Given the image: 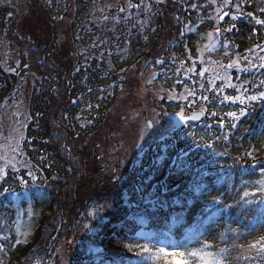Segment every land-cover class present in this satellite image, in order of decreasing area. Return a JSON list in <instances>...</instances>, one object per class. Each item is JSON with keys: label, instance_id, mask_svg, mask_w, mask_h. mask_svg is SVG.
I'll return each mask as SVG.
<instances>
[{"label": "trees", "instance_id": "obj_1", "mask_svg": "<svg viewBox=\"0 0 264 264\" xmlns=\"http://www.w3.org/2000/svg\"><path fill=\"white\" fill-rule=\"evenodd\" d=\"M19 1L21 10L0 5V36L20 61L15 72L0 66V107L19 94L25 98L31 118L23 147L34 171L40 170L35 182L25 171L17 176L10 170L2 178L0 216L13 228L15 206H30L39 215L24 242L15 243L13 235L0 243V264H60L54 252L62 240L71 264L102 258L135 264L131 257L143 255L145 245L155 255L152 236L164 230L170 214L176 215L174 234L181 240L192 219L212 212H219L218 223L187 249L180 246L198 255L183 258L189 264H202L201 255L217 264H264V99L241 115L242 108L226 104L207 81L199 84L196 78L198 96L183 108L185 116L202 113L200 123L166 127L159 138L160 128L146 140L147 150L137 153L141 124L150 111H158L162 124L165 114L180 113L179 103L167 104L166 97L180 95V72L192 61L200 68L199 54L210 33L216 47L205 58L224 66L263 45L264 23L257 21L264 22V0H232L224 10L234 17L222 24L213 14L224 0H148L144 23L134 15L90 23L94 0H66L64 13L56 0ZM81 42L99 48L86 55L77 48ZM244 65L243 71H232V82L251 94L263 92L264 70ZM146 67L155 77L147 87L144 72L139 73ZM234 91L235 86L227 92L233 96ZM229 111L239 119L227 116ZM78 112L91 124L79 127ZM185 153V165L175 168L172 160ZM145 264L174 262L158 254Z\"/></svg>", "mask_w": 264, "mask_h": 264}, {"label": "rangeland", "instance_id": "obj_2", "mask_svg": "<svg viewBox=\"0 0 264 264\" xmlns=\"http://www.w3.org/2000/svg\"><path fill=\"white\" fill-rule=\"evenodd\" d=\"M154 1H161V0H152ZM66 0H56V5L59 6L64 13L66 10L65 6ZM142 5L144 6V12L149 14L150 10V2L148 0H141ZM22 1L19 0H0V5H12L14 8L20 9ZM214 1V5H215ZM124 7L123 15L125 17H132L134 15L137 19L138 23H144V20L141 19V16H145L144 14L140 13L139 5L135 3V0H96L95 5H92L89 8V11L87 13L88 15V22H101L107 21L111 22L112 20H120V15L118 13V9L120 7ZM23 9V8H22ZM234 9L238 10L236 6ZM134 12L132 13L131 11ZM223 10H221L220 6H216L214 8V14L213 18L218 20V17L220 14H222ZM233 16V14H231ZM231 16V17H232ZM214 33H210L207 37V43L205 47L208 50H212L216 45L214 42ZM63 39V37H60ZM0 66L3 68L5 72L11 71L15 72L19 67V57L18 52L10 46V43L2 38L0 36ZM92 45V44H91ZM80 52H82V48L86 50V46L78 47ZM91 48V47H88ZM255 52L251 56L252 61L258 63V65L264 69V44L262 47L258 48L256 47ZM200 60L204 62V53L200 52ZM210 59H207V61ZM242 60L236 59L232 64V66H239L241 64ZM231 66V67H232ZM244 68V66L239 70L241 71ZM230 67H228L226 70L224 68H219L218 65L212 61L207 63V66L204 67L203 71L207 73L208 79H209V85L216 94H221L223 91H226V89H232L234 84L231 83L232 78L230 77ZM203 71H201V76L203 75ZM145 84L152 83L154 80L153 72L152 70L148 72V74L145 76ZM203 77V76H202ZM220 82L221 87L217 88L215 86L216 83ZM256 82L255 84H257ZM224 85V88H223ZM156 86V85H155ZM258 86V85H256ZM217 88V89H216ZM221 89V90H218ZM189 92V90H187ZM255 90H252V93ZM264 92V91H263ZM260 93L262 92H255L253 94H250L246 88H243L241 85L236 86L235 88V97H240L244 100V103L242 104L239 99H230L232 103L234 101H237L240 105H248L254 103L256 100H259ZM186 95H183L182 98L183 102L186 101ZM251 96H257L258 99L256 100H250L247 99ZM21 96V94L17 95L15 97V100L13 103H10L6 111L0 115V169L3 171H0V183L2 182L3 176L7 173L9 169H15L17 172H20L22 170H25L27 175L31 177V179H36L35 171L30 168V163L27 160V157L24 155L23 147L21 146L22 141L24 139V132L26 128V123L29 119V114L27 111V104L25 101V98ZM170 97V96H169ZM168 97V98H169ZM228 97V96H226ZM233 97V98H235ZM78 118L82 119L78 121L79 125H85V117H82V114L80 112V115ZM147 119V120H146ZM142 121L141 131H142V140H146L149 136H154L155 132L158 131V129L161 128L162 132L159 136L163 137L165 135V129L168 127L170 129V126L172 125L171 122L165 121V124H162L161 122H164V120H161L158 118V111H150L147 115V118ZM150 120L153 127L152 129H147V122ZM141 140V141H142ZM140 141V149H142L143 143ZM14 165V167H13ZM35 174V176L33 175ZM35 181V180H34ZM15 215H14V226L12 228L14 235H16V241L17 242H24L25 238H27L31 234V225L32 220L39 215V211L35 210L32 211L30 206H26L24 210H22L20 207L15 206ZM0 238H3V235L0 234ZM4 239V238H3ZM61 244H65L64 242H61ZM61 247L59 246V249ZM56 251V250H55ZM66 259L60 260V263L63 264Z\"/></svg>", "mask_w": 264, "mask_h": 264}, {"label": "snow or ice", "instance_id": "obj_3", "mask_svg": "<svg viewBox=\"0 0 264 264\" xmlns=\"http://www.w3.org/2000/svg\"><path fill=\"white\" fill-rule=\"evenodd\" d=\"M225 15H227V14H225ZM257 23H264V22L257 21ZM231 66L232 65H229L228 67H231ZM259 98L264 99V92L260 93ZM204 99H207V98L204 97ZM225 99H239L242 104L244 103V100L241 99L240 97H235V98H233V97H225ZM247 99L256 100V99H258V97L257 96H251V97H248ZM243 112H244V110L241 109V115H243ZM228 115L232 116L235 119H239V117L236 115V113H229ZM193 118H197V117H193ZM233 126H235V125H233ZM152 127H153L152 123L148 122L147 123V128L148 129H152ZM141 139H143V137H141ZM137 147H140V145H137ZM160 159H163V157H161ZM186 159H187V153H185L184 157H182V156H180L178 154L176 156V159L173 161V164H174L175 168L181 169L185 165ZM13 167H14V165H13ZM0 171H3V170L0 169ZM117 179H119V178H117ZM197 190L198 191L200 190L199 187H197ZM5 191H7V189ZM243 195H244V197H248L250 194L248 192H244ZM214 201H218V198H214ZM260 203L264 204V200H261ZM220 211H223V209H220ZM261 239L264 240V237H262ZM166 243L169 244V245H176L178 247L182 246V242H180V241L168 240V241H166ZM133 247L134 246L130 245L129 246L130 250ZM252 247H256V245L253 244ZM143 251H145V252L149 251V248H148L147 245L143 246ZM157 251L159 253H163L164 255H168V253H167V251H166V249L164 247L158 248ZM261 251H264V245L261 246ZM179 254L181 256H186L187 255V256H192V257H195V256L198 255V253L194 252V251L193 252H187V253L186 252H179ZM200 258L202 260V264H217V262L215 260L207 259L204 255H201ZM184 264H189V261L185 260Z\"/></svg>", "mask_w": 264, "mask_h": 264}, {"label": "water", "instance_id": "obj_4", "mask_svg": "<svg viewBox=\"0 0 264 264\" xmlns=\"http://www.w3.org/2000/svg\"><path fill=\"white\" fill-rule=\"evenodd\" d=\"M227 2H229V0H226ZM193 117H197V118H193ZM167 118L168 119H171L173 122H174V124H175V126L178 128L180 125H181V123L182 122H184V121H187V120H194L195 122H197L200 118H199V116L198 115H194V116H191L190 118H179L178 116H172V115H170V116H167Z\"/></svg>", "mask_w": 264, "mask_h": 264}]
</instances>
